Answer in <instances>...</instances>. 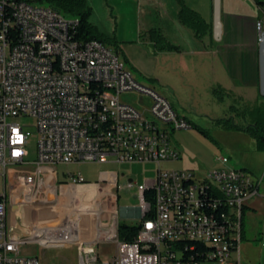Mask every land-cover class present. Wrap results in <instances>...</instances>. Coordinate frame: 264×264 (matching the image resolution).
<instances>
[{"label": "built area", "instance_id": "built-area-1", "mask_svg": "<svg viewBox=\"0 0 264 264\" xmlns=\"http://www.w3.org/2000/svg\"><path fill=\"white\" fill-rule=\"evenodd\" d=\"M40 1L0 0V175L5 181L0 264H41L38 255L23 251L26 244L73 241H80V264H241L244 208L260 195L264 177L230 165L226 156L203 176L164 168V161L180 158L173 131L191 127L190 120L167 97L138 82L118 52L98 39L75 37L77 18ZM256 29L264 30L262 20ZM90 62L101 63V70L90 71ZM97 75H105V82H97ZM125 92H138L150 103L142 100L139 109L122 99ZM26 115L35 117L39 132L34 159L28 158V131L18 120ZM85 161L157 162V176L150 180L158 189L141 183L138 205L119 211L116 202L102 208L113 188L130 190L134 180L120 183L118 173L90 182L72 171L60 178L59 164ZM181 174L194 175V183L181 182ZM91 185L98 186L93 200L100 203L99 214L94 201L82 203L79 197L62 225L42 222L38 213L57 206L63 188L65 202L72 189ZM13 202L34 210L35 217L23 223L31 233L10 226L6 206ZM120 214L139 220L133 240L120 239ZM103 241L116 243V252L92 258V245ZM211 244H219L220 253H211Z\"/></svg>", "mask_w": 264, "mask_h": 264}, {"label": "rangeland", "instance_id": "rangeland-1", "mask_svg": "<svg viewBox=\"0 0 264 264\" xmlns=\"http://www.w3.org/2000/svg\"><path fill=\"white\" fill-rule=\"evenodd\" d=\"M88 1L92 6L91 22L116 41L106 40L105 44L118 52L138 82L167 97L175 111L191 121V127L172 133L171 140L180 151V158L164 161L162 166L191 170L203 176L221 166L218 159L226 156L230 165L244 168L255 178L264 177V151L257 149L252 133L242 129L260 115L256 109L264 107V95L258 85H254L258 75L257 50L247 40L252 32L255 34L256 19L264 22V10L255 0H222L223 23L227 27L230 21L232 26L228 39H217L210 31L213 0ZM39 4L50 5L48 0H41ZM186 6L200 14L202 21L196 27L181 19V11ZM230 13L250 15L254 19L242 18L241 21L228 17ZM159 33L165 40H160ZM121 97L139 109H143L142 100L150 103L147 96L138 92H125ZM18 120L28 131V158L34 159L39 139L36 119L26 115ZM57 167L61 179L65 171L81 172L90 182L100 181L105 171L118 172L120 183L132 177L134 188H113L102 201V208L117 202L119 211L122 207L138 205L139 184L154 179L158 173L157 162L145 161H85L61 163ZM4 190V177L0 175V193ZM259 192L264 194V179ZM260 198L262 204L248 207L243 214L241 264H264V196ZM76 202L66 199L64 215ZM15 204L8 206L9 224L20 229L19 225L26 222V218L30 221L34 213H27L26 207L19 213ZM56 205L63 206L60 197ZM60 212L63 210L58 207L44 208L38 216L45 225H62L64 216ZM120 222L134 223L137 218L120 214ZM116 249V243L110 241L92 245V251L101 258L111 257ZM79 250L80 241L67 246L31 243L23 247L25 253L38 255L41 264H80Z\"/></svg>", "mask_w": 264, "mask_h": 264}, {"label": "trees", "instance_id": "trees-1", "mask_svg": "<svg viewBox=\"0 0 264 264\" xmlns=\"http://www.w3.org/2000/svg\"><path fill=\"white\" fill-rule=\"evenodd\" d=\"M48 2L58 11L62 12L65 16L69 18L78 19V24L76 25L75 29L72 31L75 37L80 39L95 38L104 43L106 42V40H111L116 42L113 37L100 31L97 28V26L91 22L90 16L92 14V6L88 0H48ZM255 2L259 5L261 9H263L264 0H255ZM181 19L195 27L200 20L202 21V19L200 18V14L197 11L187 6L184 7L181 11ZM211 31L213 34V28L211 29ZM158 35L160 36V40L163 39L165 40L162 33H159ZM162 45L166 46L168 44L163 43ZM256 110L258 114L260 113V115L256 118V120L253 123L248 124L242 129L250 131L255 138L257 149L260 151H264V107L257 108ZM0 199H1V193H0ZM139 228H140L139 220H137V222L134 223L120 222L119 224L120 239L128 240V241L133 240ZM196 245L199 246L198 244Z\"/></svg>", "mask_w": 264, "mask_h": 264}, {"label": "bare ground", "instance_id": "bare-ground-1", "mask_svg": "<svg viewBox=\"0 0 264 264\" xmlns=\"http://www.w3.org/2000/svg\"><path fill=\"white\" fill-rule=\"evenodd\" d=\"M99 70H101V63L90 62V71H99ZM97 82H105V75H97ZM181 182L194 183V175L181 174ZM142 187H146V189H158V182H151V180H146L145 183H142ZM97 193H98V186L96 185L85 186V187L79 186V187L72 189L71 192L67 194L66 196H67V199H72L75 202L77 201V198L79 200V197H80L82 200V203L83 202L87 203L89 200L90 202L91 200L94 201L93 197ZM93 207L96 209L97 213L99 214L101 210L100 203L95 202V204H93ZM29 209L32 211V208H27V211ZM41 210L44 212V208ZM61 215L63 216V213H61ZM6 216H8V206H6ZM87 221H90V220H87ZM92 221L96 222V219L91 220L90 223L89 222L86 223V220H84L83 224L86 223V225H88L89 223V225L91 226L96 225V223H92ZM211 253H220V245L211 244ZM92 258H100V256L92 251Z\"/></svg>", "mask_w": 264, "mask_h": 264}, {"label": "crops", "instance_id": "crops-1", "mask_svg": "<svg viewBox=\"0 0 264 264\" xmlns=\"http://www.w3.org/2000/svg\"><path fill=\"white\" fill-rule=\"evenodd\" d=\"M228 15V17H230V18H232L231 16H233L235 19H240L241 21H242V18H245V19H249V20H252V19H254L252 16H250V15H245V14H236V13H230V14H227ZM258 20H260V19H256V22L258 21ZM222 21H223V17H222ZM208 25H209V27H210V31H211V29L213 28V18H212V20H211V22H209L208 23ZM231 30H232V26H231V22L229 21L228 22V26L226 27L225 25H224V23H223V32H222V36H221V39L222 38H226V39H228L229 38V36H230V33H231ZM254 30H255V34H253V32H252V34H251V36H249L248 37V39L247 40H249V42H251V44L255 47V49L257 50V53H256V62H257V70H258V75H257V77L255 78V79H257L256 80V82H254V85H258V90L260 91V81H259V42H258V31H257V29H256V27L254 28ZM211 33H212V31H211ZM213 35V34H212ZM246 40V39H245ZM149 71V70H148ZM163 79V78H162ZM159 80H161V79H159ZM113 175H118V172H116V171H105V172H102V175H101V180L100 181H102V178H112V176ZM118 179H120V175H118V177H117ZM64 181V180H63ZM105 182H107V185L108 186H110V187H113L107 180H104ZM95 182H99V181H95ZM112 189V188H111ZM262 196H264V194L263 195H259V196H257V197H255V198H253L250 202H249V204L245 207V210L248 208V207H255V204H262V200H261V198L260 197H262ZM60 203H63V206H54V207H49V209H55V208H57L58 207V209L60 208L61 210H63V216H64V188L61 190V192H60ZM14 208H16V211H18L19 213L20 212H23L22 210H21V208H18L16 205L14 206ZM245 210H244V212H245ZM27 211V210H26ZM28 211H31L30 209L28 210ZM27 211V213H30V212H28ZM32 211H33V209H32ZM43 222V221H42ZM24 223V222H23ZM44 223V222H43ZM45 224V223H44ZM23 225V227L20 225V229H19V232H23V230H24V233H31L32 232V229L31 228H29V227H27L26 228V224H22ZM57 225V224H56ZM23 228V229H22Z\"/></svg>", "mask_w": 264, "mask_h": 264}, {"label": "water", "instance_id": "water-1", "mask_svg": "<svg viewBox=\"0 0 264 264\" xmlns=\"http://www.w3.org/2000/svg\"><path fill=\"white\" fill-rule=\"evenodd\" d=\"M223 32L222 0H213V33L220 39ZM260 92L264 95V30L258 33Z\"/></svg>", "mask_w": 264, "mask_h": 264}]
</instances>
